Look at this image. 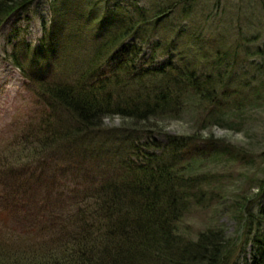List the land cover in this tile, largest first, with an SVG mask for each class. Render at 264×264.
<instances>
[{
    "label": "trees",
    "instance_id": "16d2710c",
    "mask_svg": "<svg viewBox=\"0 0 264 264\" xmlns=\"http://www.w3.org/2000/svg\"><path fill=\"white\" fill-rule=\"evenodd\" d=\"M32 1L0 0V25ZM100 2L117 0H99L92 3L95 9ZM132 7L130 16H119L115 11L125 7L117 3L112 15L97 20L98 32L87 44L77 38L78 28L62 29L57 51L90 52L74 70L48 71L37 80L47 110L38 129L45 139L39 143L41 158L0 169L5 186L0 216L14 214L21 221L17 211L26 209L28 230L42 238L43 246L11 253L0 236V264L226 263L228 246L221 232L208 229L196 241H185L177 228L207 197L203 188L209 178L191 174L184 158L196 138L155 130L158 123L151 122L180 115L190 97L199 98V104H223L224 74L193 65L195 58L210 56L200 42L191 64L172 45L137 38L139 27L154 19L160 24L176 6L156 11L137 2ZM214 53L215 60L219 49ZM113 115L130 123L108 131L103 121ZM223 118L224 112L214 123ZM247 156L237 152V157ZM261 186L264 192V180ZM244 202L241 222L258 231L251 259L243 264H264V203L251 212L250 198Z\"/></svg>",
    "mask_w": 264,
    "mask_h": 264
},
{
    "label": "rangeland",
    "instance_id": "374dc122",
    "mask_svg": "<svg viewBox=\"0 0 264 264\" xmlns=\"http://www.w3.org/2000/svg\"><path fill=\"white\" fill-rule=\"evenodd\" d=\"M97 1L34 0L0 25V169L21 167L41 158L39 143L45 139L38 135V129L44 127L41 123L47 110L37 80L48 71L59 74L64 69L74 70L90 52L57 51L54 47L59 46L62 29L78 28L77 38L87 44L98 32L97 20L112 15L117 3L125 9L114 14L125 17L131 15L137 2L156 11L172 9L173 4L175 9L162 23L156 24L154 19L139 27L137 38L172 45L190 62L198 55L200 42L210 56L195 58L193 65L208 72L222 71L226 86L219 95L223 104H199L195 100L199 98L190 97L180 115L151 121L158 123L155 130L194 136L196 140L185 151V163L191 174L209 178L203 188L207 196L204 203L193 205L177 228L185 241H196L200 232L208 229L221 232L228 246L225 264L245 263L251 259L258 230L250 222L248 229L242 224L239 208L249 198L248 211H257L264 203V0H117L100 2L95 9L92 3ZM171 22L174 27L168 24ZM218 49L220 55L214 60ZM219 58L220 63L216 62ZM69 61L73 62L69 65ZM223 112L225 118L214 123ZM103 123L105 129L115 131L130 122L113 115L105 117ZM238 151L247 158L237 157ZM2 183L0 194L5 188ZM17 212L21 221L14 214L0 216V236L7 240L3 247L13 253L31 250L30 245L43 246L42 238L28 230L31 224L22 214H28L27 210Z\"/></svg>",
    "mask_w": 264,
    "mask_h": 264
}]
</instances>
